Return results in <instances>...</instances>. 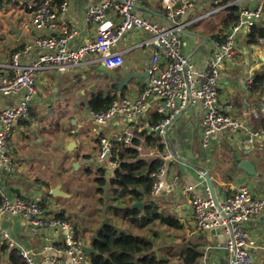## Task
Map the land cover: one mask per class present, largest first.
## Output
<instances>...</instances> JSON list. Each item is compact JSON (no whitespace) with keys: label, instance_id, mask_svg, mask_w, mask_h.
Instances as JSON below:
<instances>
[{"label":"crops","instance_id":"crops-1","mask_svg":"<svg viewBox=\"0 0 264 264\" xmlns=\"http://www.w3.org/2000/svg\"><path fill=\"white\" fill-rule=\"evenodd\" d=\"M66 1L68 10L65 21L75 32L69 48H74L85 44L87 40L95 36L96 28L87 23L85 13L89 7L99 4L102 0ZM259 1L235 0L232 4L239 14L244 9L254 10ZM219 2L220 0L217 2L195 0L186 20L203 18L191 24L195 29L186 27L184 32L179 34V38L187 43L183 50L184 55L198 73L206 69L210 44L214 36L222 34V30L225 32L223 22L228 13L229 4L220 5ZM133 11L150 22L168 25L160 0H144L136 4ZM210 11L213 13L207 16ZM209 16L212 17V22L205 23L204 20ZM4 17L8 30L6 34H1L0 59L4 64L11 65V56L14 52H19V64L32 62L40 53L35 43L37 35L23 29L21 11L7 10ZM109 17L113 24H116L117 19L113 14ZM256 26L264 30V16L256 23ZM230 27L231 25L228 30ZM248 33L245 30L235 33L234 56L224 63L218 85L219 99L225 113L237 119L248 130V133L244 131L216 132L204 146L200 103L189 104L182 116L168 130L172 151L186 164L175 159L170 162L169 173L165 177V187L157 195L159 204L164 202L161 205L163 208L157 204L161 212L163 209L166 213L174 210L176 215L173 216L180 220V224L183 222L193 224V230L190 232L188 229L185 230L187 232L186 244L199 247L203 254L199 264H231L233 257L225 248L228 237L223 230L220 229V232L213 236L208 232L197 231L194 227L191 201L196 197L205 198L207 196L206 183L196 167L207 169L214 182L219 204H223L227 197L235 194L237 188L243 183L249 185L253 193L257 194L254 195L249 188L255 198L264 196V183L247 176L236 165L237 159H247L264 176V136L261 135L264 130V82L252 87L253 79L258 75H264V38L258 39L257 43H250ZM145 36L144 32L135 31L125 35L115 44L113 50L123 52V66L115 69L119 74L125 75L129 71L144 74L148 71L151 53L134 48ZM99 65L101 64L96 65L98 67L76 68L50 74L42 73L37 76V94L32 101V104H35L31 105L34 122L19 121L13 127L12 160L13 167L15 165L17 170L15 172L14 169L3 170L0 173V189L4 190L8 196L43 201V208L46 211L52 214H62L68 222H70L68 216H72L74 212L70 207L65 208L62 203L72 201L73 198L77 200L82 198L81 194H76L77 191H82L81 179L75 175L77 173L72 174L73 170L68 168L74 162L72 159L77 158L79 161L82 158L84 161L90 154L92 161L101 168L102 165L96 157L98 139L112 136L128 125L127 119L119 115L103 125L97 124L91 118L92 112L89 110L88 101L97 94H115L118 99L132 98L147 85L148 75L146 78L134 80L119 95L116 90L112 91L106 87L105 83L111 79L98 70ZM95 76L98 77L97 80ZM23 95V92L11 96L0 94V111L18 105ZM158 105L157 98L151 97L147 104V121L142 120L146 123V127L150 125V115L156 112ZM30 130L32 136L27 133ZM252 132L258 133V136L253 144H250L249 138ZM71 142L74 146L70 147ZM26 166L28 170L25 169ZM51 166H54V171ZM107 171L113 175V170L108 168ZM173 172L178 175L179 189L168 186ZM65 173L69 177H66ZM56 185H61L62 191L70 197L49 198L55 201L58 207L52 208L45 194H49L50 189ZM30 188H35L37 191L32 192ZM165 198L170 200L168 204ZM147 199V196L142 198L143 201H148ZM67 210L71 212L70 215H66ZM104 220L103 216L101 222ZM74 223L76 225L73 228L79 239L77 232L79 224H77L76 216ZM2 228L9 232L16 244L29 250L36 261L43 264L42 257L39 256L41 241L29 236L28 228L22 218L6 217L2 222ZM246 230L254 241L250 252L255 262L264 264V213L247 222ZM189 235H193L194 238L190 239ZM186 247L188 246L183 245L180 248L186 249ZM5 258L6 255L3 258L4 262ZM175 264L180 263L176 261Z\"/></svg>","mask_w":264,"mask_h":264},{"label":"built area","instance_id":"built-area-1","mask_svg":"<svg viewBox=\"0 0 264 264\" xmlns=\"http://www.w3.org/2000/svg\"><path fill=\"white\" fill-rule=\"evenodd\" d=\"M143 1L102 0L89 7L85 18L88 24L95 26L96 34L85 44L69 48L75 32L65 21L68 10L66 0L60 3L58 0H25L17 5L0 0L3 13L10 9L21 11V25L27 32L37 35L35 43L40 49L36 59L24 65L19 64V52L11 56V65L4 64L0 59V94L11 96L24 93L18 105L0 111V173L13 169L11 138L14 125L19 121L34 122L31 105L37 94V76L98 64L107 69L120 68L124 63L123 52L113 50L114 46L125 35L135 31H142L146 36L134 48L151 53L147 85L135 97L117 99L106 111L91 113V118L100 125L117 115L128 121V125L120 132L98 139L96 157L102 167L111 170L117 167L113 150L118 142L136 150L140 159H157V169L151 173V194L157 197L165 187L168 165L174 160L166 142L165 128L176 114L192 103H200L202 107L204 146L216 132L248 133L237 119L225 113L219 99L218 85L224 63L234 56L235 33L240 30L249 32L262 19L264 0H260L254 10L239 12L236 23L230 28L232 34L225 32L220 38L211 41L206 69L200 73L184 55L187 43L179 38L186 27L203 18L186 20L195 0H160L168 25L150 22L135 13L133 8ZM211 13L213 11L207 16ZM110 14L117 19L116 24L110 20ZM151 97L159 101L155 113L164 117L160 122L146 127L147 104ZM148 131L159 140L162 147L150 146L139 136ZM261 135L264 136V130ZM257 136L256 132L250 133L249 143L253 144ZM178 181L174 175L168 186L176 188ZM191 206L197 231L223 230L228 237L225 248L232 254L234 264H254L250 252L254 241L246 230V223L264 213V196L255 198L246 183H243L235 194L219 204L220 209L215 206L208 191L205 198H193ZM14 216L23 219L30 237L41 241L39 256L43 264H88L84 247L89 245L78 239L73 226L66 219L46 211L41 201L10 197L0 189V245L6 251L3 264L8 263L7 254L10 251L16 252L23 264H39L29 250L16 244L9 232L2 228L3 220ZM49 231L51 233H47Z\"/></svg>","mask_w":264,"mask_h":264},{"label":"trees","instance_id":"trees-1","mask_svg":"<svg viewBox=\"0 0 264 264\" xmlns=\"http://www.w3.org/2000/svg\"><path fill=\"white\" fill-rule=\"evenodd\" d=\"M7 3L17 5L25 0H7ZM215 2L219 0H214ZM235 0H220V5L229 4L227 7V15L223 22L224 31H228L229 25L231 27L236 23L238 19L237 8L232 4ZM60 3L61 0H58ZM230 27V28H231ZM225 32L222 30V34L215 35L214 39L220 38ZM248 36L250 43H257L258 39L264 38V30L259 29L256 25L249 31ZM264 82V75H258L252 81V87ZM118 99L117 95H94L88 101V107L91 112H104L109 106ZM164 116L154 113L150 115V124H156L163 119ZM146 143L154 147H162L159 144V140L154 138L147 132L140 134ZM137 143V140H134ZM113 157L117 164V167L113 169V177L110 179V185L120 187L125 193L126 204L123 205L122 212L125 217L128 218L132 225L140 228L146 225V221L149 223L150 216L152 219L156 218L163 223H167L175 229L182 228L179 220L173 215L160 216L158 209L160 206L155 200L143 201L144 196L149 197L151 195L152 178L151 173L157 169L158 160H144L137 156V151L132 148H126L123 143H115L113 150ZM104 174L107 172V168H100ZM88 171V170H87ZM89 173V172H87ZM103 179L101 183L106 184ZM104 185H101L103 187ZM133 187V188H132ZM142 190V193L138 191ZM136 202H142V209H131L130 205ZM42 207L44 202L41 201ZM141 213L143 215H141ZM166 215V214H165ZM59 217L64 219V215L59 214ZM143 216V217H140ZM66 219V218H65ZM151 241H147L143 236H135L133 234H127L114 227L105 220L99 223V226L93 232V239L90 242V246L96 250V253L89 256L88 264H169L168 257L159 258L153 252V245ZM186 249L179 250L174 254L176 260L180 264H199V260L203 254L198 246L188 245ZM6 251L4 246L0 245V255L3 259ZM7 256L9 257L7 264H23V260L14 251H10Z\"/></svg>","mask_w":264,"mask_h":264},{"label":"rangeland","instance_id":"rangeland-1","mask_svg":"<svg viewBox=\"0 0 264 264\" xmlns=\"http://www.w3.org/2000/svg\"><path fill=\"white\" fill-rule=\"evenodd\" d=\"M212 20H213L212 17L209 16L208 19L206 18L204 20V22L208 23L210 21L212 22ZM188 27L190 29H195V27L192 25H189ZM7 30L8 27L5 23L4 13L0 11V38H1V34L7 33ZM94 67H98V66L95 65ZM34 104L35 103H33L32 105L34 106ZM27 133L30 136H32L31 130L30 132L27 131ZM72 160L74 162L70 164L68 168L74 171V172L71 171L72 174L77 173L75 175L81 179L82 191H77L76 194L77 195L78 193L81 194L82 198L78 200L76 198H73L72 201L66 200L68 202L62 204L65 208L70 207L74 212L72 216H68V220L70 221L69 223H71L73 227L76 225L74 223L75 216L78 219L77 224H79V227L77 228V232L79 239H81L86 244H90L91 240L93 239L92 232H94L97 226H99V223L101 222V219L104 216L106 222H109V224H112L114 227L121 230L122 232L127 234H133L135 236L141 235L144 238H146L147 241H151L152 243H155L153 245V252L156 254V256L159 258L170 256L168 262L170 264H175L177 260L173 255L178 253L180 247L184 245L183 244L184 242H186L187 232L185 230L188 229V232L193 230V224H190V222L189 223L183 222L181 223L182 228L180 227L179 229H175L171 225L167 223H163L160 220H157L156 218L152 219V217L150 216L149 223L146 221V225L141 226L140 228L136 227L135 225H132L129 222L128 218L122 215L123 205H125L127 201L125 200L126 196L124 191L118 186L110 185L109 181L113 177L112 173L107 171L104 174V178L106 179L104 180L102 177L103 175L102 170L99 168L97 164H95L92 161V157L90 156V154L87 156L86 159H84V161L82 158H80L79 161L77 158H74ZM13 169L14 172L17 170L15 165ZM25 169L28 170L27 166ZM51 169L52 171H54V166H51ZM64 175L66 177H69L67 173H65ZM174 175H176L178 178V175L173 172L172 176ZM100 179L106 181V184L101 183ZM101 185L104 186L101 187ZM30 189L32 192L37 191L35 188H30ZM177 189H179V186L177 187ZM251 192L253 193L252 189ZM253 194L257 195L256 193ZM45 196H47L48 198L47 202L52 208L53 207L58 208L55 204L56 202L54 201L55 202L54 203L51 199H49L52 198L49 196V194H45ZM150 196L153 195L151 194ZM157 199H158L157 197L154 198L155 202L159 204V201ZM164 200L166 201L167 204L170 201L169 199L167 200V198H165ZM163 204L164 202H162L159 205L161 206ZM131 207L132 204L130 205V208ZM161 208H163V206H161ZM141 209L142 208H140V212ZM159 210L160 209H158L160 216L176 215L174 214V210L171 211V213L173 214L166 213V210L164 209L162 212ZM70 214L71 212L67 210L66 215H70ZM141 215L143 214L141 213ZM189 238L192 239L194 238V236L189 235ZM87 259L89 260V256L87 257ZM3 263L4 260L0 255V264ZM254 264H258L257 262H255V259H254Z\"/></svg>","mask_w":264,"mask_h":264},{"label":"water","instance_id":"water-1","mask_svg":"<svg viewBox=\"0 0 264 264\" xmlns=\"http://www.w3.org/2000/svg\"><path fill=\"white\" fill-rule=\"evenodd\" d=\"M119 2H122V0H118ZM228 34H232V29L228 30ZM98 70L100 72H103L104 74H106L108 77H110L109 79H111L110 81H107L105 83L106 87L110 90H116L117 93L120 95L121 92L124 89H127L129 87V85L136 79H140V78H146L148 75V71H146L144 74H136L134 72H127L125 75H121L119 74V72H117L115 69H107L105 68L103 65H99ZM95 79L97 80L98 77L95 76ZM101 79V78H100ZM185 111V110H184ZM184 111L179 112L178 114H176L167 124L166 128H165V138H166V142L172 152L173 158L176 161H179L181 163L186 164V162L184 160H182L180 157H178L171 148V144L170 141L168 139V130L169 128L177 122V120L182 116V114L184 113ZM74 146V143L71 142L70 147ZM236 165L237 168L242 170L247 176L251 177V178H256L257 180H259L260 182L264 183V176H262L257 170H256V166L249 160L247 159H237L236 160ZM196 170L201 174V177L203 178L204 182L206 183V187H207V191L209 193V197L211 198V200L214 202L215 206H217L220 209L217 197H216V192H215V186H214V182L211 180L210 175L208 174V171L206 168L204 167H196ZM133 188V187H132ZM138 191H140L142 193L141 189H138ZM49 194L51 197L53 198H69L70 195L65 193L64 191H62L61 189V185H56L55 187L51 188L49 191ZM153 196H149L148 200H154ZM132 209L135 208H142V202H136L134 204H132ZM161 211V209L159 210ZM220 229L219 228H215V229H211L208 231V233L210 235H215L216 233H219ZM84 251L85 254L87 256H90L91 254L96 253V250L93 249L90 245L89 246H85L84 247ZM234 264V259L232 260V263Z\"/></svg>","mask_w":264,"mask_h":264},{"label":"flooded vegetation","instance_id":"flooded-vegetation-1","mask_svg":"<svg viewBox=\"0 0 264 264\" xmlns=\"http://www.w3.org/2000/svg\"><path fill=\"white\" fill-rule=\"evenodd\" d=\"M113 91V90H112Z\"/></svg>","mask_w":264,"mask_h":264}]
</instances>
